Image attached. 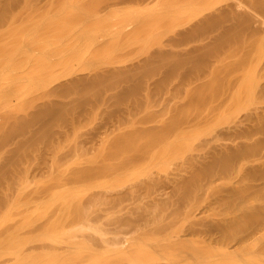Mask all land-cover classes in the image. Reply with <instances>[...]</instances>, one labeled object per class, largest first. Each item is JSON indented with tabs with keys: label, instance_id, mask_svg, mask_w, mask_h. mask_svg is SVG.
I'll list each match as a JSON object with an SVG mask.
<instances>
[{
	"label": "rangeland",
	"instance_id": "374dc122",
	"mask_svg": "<svg viewBox=\"0 0 264 264\" xmlns=\"http://www.w3.org/2000/svg\"><path fill=\"white\" fill-rule=\"evenodd\" d=\"M236 1L0 0V264H264Z\"/></svg>",
	"mask_w": 264,
	"mask_h": 264
},
{
	"label": "bare ground",
	"instance_id": "6f19581e",
	"mask_svg": "<svg viewBox=\"0 0 264 264\" xmlns=\"http://www.w3.org/2000/svg\"><path fill=\"white\" fill-rule=\"evenodd\" d=\"M264 0H262V1H260L259 2V0L258 1H254V2H252L251 3V5H249V8H247L246 6L244 7L243 5H241V4H243V3H239V1H236V2H238L237 4H235V6L236 7H239L240 9H244V8H247V9H244L243 10V12H241V11H237L238 13H239V16H238V19L236 20V22H234L235 21V19L233 18V22H234V29H232L233 30V36L232 37H230V38H232V42L229 44L230 45V47H229V50L228 51H226L225 53H224V57H222V56H220L222 53H221V50H220V55H218V56H220V62L219 63H221V69H223V72H221V75H222V80L225 82V86H226V88H227V85H226V83L228 82V81H230L227 77L228 76H230V75H233V80L229 83V85L231 84L232 86H233V88L235 89V92L233 93L232 92V94H233V96H240L241 94H245V95H251L250 97H252V96H254V95H257V96H260L261 98L262 97H264V84H263V81H264V72H262V71H264V66H263V68H261V70H259V68L262 66L261 64H262V62L260 61L261 59H262V57H261V59L260 60H258L257 58H258V56H259V54H260V52L261 51H264V5H263V3H261V2H263ZM235 2V3H236ZM244 2H245V0H244ZM248 5V4H247ZM258 5V6H257ZM260 5V6H259ZM223 6V5H222ZM233 8V7H232ZM235 9H237V8H235ZM239 9V10H240ZM257 9H259V10H257ZM228 10V9H227ZM230 11V10H229ZM233 11V10H232ZM231 12V11H230ZM235 12V10L233 11V13ZM259 12L261 13V14H259ZM262 15V16H261ZM225 16V15H224ZM233 16H234V14H233ZM210 17V16H209ZM221 17V16H220ZM230 17V16H229ZM235 17H237L236 15H235ZM223 18H225V17H223ZM228 18V17H227ZM213 19V18H212ZM218 19V18H217ZM220 19V18H219ZM229 19V18H228ZM232 19V18H231ZM230 20V19H229ZM227 21V20H226ZM232 21V20H231ZM213 22V21H212ZM221 22V21H220ZM219 22V23H220ZM221 24V23H220ZM223 24V23H222ZM207 25V24H206ZM213 25V24H212ZM256 25H257V27H256ZM208 26V25H207ZM217 26V25H216ZM230 26V25H229ZM256 27L255 29L253 28V27ZM219 27H220V25H219ZM221 27H223V26H221ZM225 27V26H224ZM211 28V27H210ZM230 28V27H229ZM224 29V28H223ZM217 30V29H216ZM219 30H221V28L219 29ZM218 30V31H219ZM229 30L230 29H226V30H222L221 32H219V34L217 33V35L219 36L218 38L217 37H215V40H216V38L218 39L217 41L219 42V40L220 39H226L229 35H230V33H231V31L229 32ZM207 31V30H206ZM210 32H211V30H210ZM213 33V32H212ZM212 33H211V35H212ZM205 34H207L206 32H205ZM211 35H207L205 38L206 39H211ZM216 36V35H215ZM212 38H214V36L212 37ZM214 40V39H213ZM224 41V40H223ZM214 42V41H213ZM224 42H226V44H224V45H227V42L228 41H224ZM224 42H222V43H224ZM210 43V42H209ZM212 43V42H211ZM207 44V43H206ZM220 45H221V43H219ZM209 45V44H208ZM218 46V45H217ZM228 46V45H227ZM211 47H213L212 46V44H211V46H209L208 48H210V50H211ZM214 49H215V47H214ZM223 49H224V47H223ZM227 49V48H226ZM263 49V50H262ZM205 50H206V48H205ZM209 50V52H211ZM219 50V49H218ZM207 51H208V49H207ZM216 52H217V50H216ZM224 52V51H223ZM208 53V52H207ZM207 53H205V54H207ZM219 53V52H218ZM211 55H213V54H211ZM211 55H209V57L211 56ZM215 55V54H214ZM205 56H207V55H205ZM262 56V55H261ZM209 57L207 56V59H209ZM213 57V56H212ZM264 57V56H263ZM211 58V57H210ZM228 58H230V59H232L231 60V62H228ZM214 59H215V57H214ZM210 60V59H209ZM208 60V61H209ZM216 60H218V59H216ZM215 60V61H216ZM205 61H207V60H205ZM207 61V62H208ZM217 62V61H216ZM210 63V62H209ZM212 64V63H211ZM231 65V70L230 71H228V67ZM207 66V65H206ZM212 66V65H211ZM220 66V65H219ZM218 66V67H219ZM207 69H208V67H206ZM209 68H210V64H209ZM212 69V68H211ZM220 69V70H221ZM216 70V69H215ZM219 70V71H220ZM210 71V70H209ZM212 71H213V69H212ZM208 73V72H207ZM208 76V75H207ZM211 78V77H210ZM208 79V78H207ZM212 79V78H211ZM209 83V82H208ZM207 84V83H206ZM210 84V83H209ZM224 86V85H223ZM224 86V87H225ZM217 87V86H216ZM219 87H220V85H219ZM230 87V86H229ZM215 89V88H214ZM227 90V89H226ZM256 96V97H257ZM232 98V97H231ZM246 99V98H245ZM250 99V98H249ZM232 100V99H231ZM231 100L230 101H226V102H228V103H230L231 102ZM253 98H252V101H251V103H249V101H248V103L249 104H253ZM213 102V101H212ZM225 102V103H226ZM237 105V104H236ZM227 106V105H226ZM226 106L224 107V108H226ZM238 106V105H237ZM236 106V107H237ZM249 106V108L252 106H250V105H248ZM247 106V107H248ZM209 107V106H208ZM222 107V106H221ZM242 107V106H241ZM227 108H228V106H227ZM245 108H246V106H245ZM245 108H243L242 107V109H243V113H244V109ZM252 108V107H251ZM242 109L240 110L239 108H238V111L239 112H241L242 113ZM247 109V108H246ZM245 109V110H246ZM222 110V109H221ZM235 110H237V109H235ZM238 111H237V113H238ZM231 113H236V111H234V112H231ZM236 113V114H237ZM235 114V115H236ZM253 114V113H252ZM223 115V114H222ZM228 115H230V117L231 116H233V114L231 115V114H229L228 113ZM221 116V115H220ZM240 116V115H239ZM262 116V115H261ZM208 117H210V116H208ZM226 117H228V116H226ZM225 117V118H226ZM230 117H228L229 119H230ZM234 117H236V116H234ZM244 117V116H243ZM260 117V116H259ZM211 118V117H210ZM221 118V117H220ZM220 118H219V120H220ZM233 118V117H232ZM237 118V117H236ZM246 118H248V117H245V119ZM263 119V118H262ZM262 119H261V121H262ZM231 120V119H230ZM252 120V119H251ZM225 121H226V119H225ZM260 121V122H261ZM237 122V121H236ZM233 123V122H232ZM262 123V122H261ZM264 123V122H263ZM252 124V123H251ZM233 125V124H232ZM237 125H238V123H237ZM264 125V124H263ZM224 126V125H223ZM222 126V127H223ZM225 126H227V124L225 125ZM261 126V125H260ZM249 127V126H248ZM256 127V126H255ZM264 127V126H263ZM241 128V127H240ZM252 128V127H251ZM262 128V127H261ZM250 129V128H249ZM257 129H259V128H257ZM226 130V129H225ZM242 130V129H241ZM263 130H264V128H263ZM257 131V130H256ZM259 131H261V130H259ZM255 132V131H254ZM258 132V131H257ZM263 133H264V131H262ZM238 133V132H237ZM256 133V132H255ZM254 133V134H255ZM224 134V133H223ZM227 134V133H226ZM247 134V133H246ZM252 134V133H251ZM259 134V133H258ZM243 135V134H242ZM260 135V134H259ZM227 136V135H226ZM232 136V135H231ZM236 136V135H235ZM239 136V135H238ZM251 136V135H250ZM250 136H249V138H250ZM254 135L252 134V136L251 137H253ZM262 135H260V137H261ZM229 137V136H228ZM256 137H258V136H256ZM264 137V136H263ZM235 138V137H234ZM240 138V137H239ZM254 138V137H253ZM231 139V138H230ZM261 140H262V138H260ZM235 140V139H234ZM257 140V139H256ZM250 141V140H249ZM248 141V142H249ZM264 141V140H263ZM243 142V141H242ZM257 142V141H256ZM262 142V141H261ZM246 143V142H245ZM245 143H243L244 145H245ZM263 143V142H262ZM262 143H260V144H262ZM255 144V143H254ZM234 146V145H233ZM257 146H258V144H257ZM241 147V146H240ZM245 147V146H244ZM250 147V146H249ZM262 147V146H261ZM264 147V146H263ZM233 149V148H232ZM251 149H252V147H251ZM250 149V150H251ZM254 149V148H253ZM261 149V148H260ZM239 150H240V148H239ZM247 150H248V148H247ZM255 150H257V147L255 148ZM252 151V150H251ZM260 151V150H259ZM262 151V150H261ZM229 152H231V151H229ZM241 152V151H240ZM256 152V151H255ZM237 153V152H236ZM243 153V152H242ZM249 153H250V151H249ZM260 153V152H259ZM234 154V153H233ZM227 155V154H226ZM232 155V154H231ZM238 155H239V153H238ZM252 155H254L255 156V154H252ZM224 157V156H223ZM223 157H222V159H223ZM230 157V156H229ZM235 157H236V155H235ZM238 157H240V156H238ZM256 157V156H255ZM225 158V157H224ZM231 158V157H230ZM238 159H240V158H238ZM234 160V159H233ZM237 161V160H236ZM240 161V160H239ZM241 161H243V160H241ZM241 161H240V163H241ZM245 161V160H244ZM243 161V162H244ZM260 161V160H259ZM231 162V161H230ZM233 162V161H232ZM254 163H255V161H254ZM231 164V163H230ZM251 166V165H250ZM240 167V166H239ZM261 169H263V168H261ZM263 220V219H262ZM256 223V222H255ZM257 236V235H256ZM245 239V238H244ZM250 240V239H249ZM249 242V241H248ZM242 243V242H241ZM250 246V245H249ZM250 251V250H249ZM251 254V253H250ZM246 256V255H245ZM247 259V258H246ZM249 259V258H248ZM256 263V262H255Z\"/></svg>",
	"mask_w": 264,
	"mask_h": 264
}]
</instances>
